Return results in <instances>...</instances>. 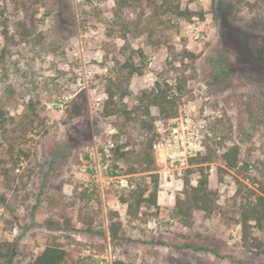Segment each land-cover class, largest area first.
<instances>
[{"label": "rangeland", "instance_id": "obj_1", "mask_svg": "<svg viewBox=\"0 0 264 264\" xmlns=\"http://www.w3.org/2000/svg\"><path fill=\"white\" fill-rule=\"evenodd\" d=\"M155 88L176 101L174 117L190 109L222 140H204L170 200L159 201L153 147L155 205L130 219L129 178L105 176L101 149L122 126L113 111ZM0 110V160L10 145L21 156L0 168V261L14 247L12 264H33L54 245L79 264H264L240 222L264 193V0H0ZM234 146L242 162L228 170ZM203 176L213 212L183 216ZM253 235L264 240V224Z\"/></svg>", "mask_w": 264, "mask_h": 264}, {"label": "trees", "instance_id": "obj_2", "mask_svg": "<svg viewBox=\"0 0 264 264\" xmlns=\"http://www.w3.org/2000/svg\"><path fill=\"white\" fill-rule=\"evenodd\" d=\"M153 8L156 5L153 4ZM114 92H110L109 104H113ZM138 103L127 107L126 109H116L113 115L122 120L121 127H118L117 133L106 136L104 146H109L108 151L101 149L103 152V161L107 165L105 176L108 179L118 178L120 176H128L129 187L122 192L120 201L127 205V215L130 219H138L140 209L145 206L151 208L155 205L156 188H155V162L150 151L153 149L157 141L155 132V121L162 119L167 120L177 114L176 101L168 99L167 91L164 88L153 89L143 92L138 99ZM107 105V107H108ZM158 107L157 115L153 114V108ZM125 118V121H123ZM6 118L4 112L0 110V125L4 124ZM126 123H136L138 134L133 135L127 131ZM14 146L10 145L7 150L9 157L8 163L0 160V168L4 164L18 166L20 157L12 154ZM23 155V152H21ZM138 157V161H134L133 157ZM223 165L228 170H236L242 162L240 149L236 146L228 149L222 156ZM207 159L203 158L202 163H206ZM7 171H4L5 174ZM207 176H203L197 182L196 186L190 185L185 192L183 202H180L179 212L183 216L191 217L192 211L196 210L207 216L211 214L214 203L213 192L207 187ZM88 192L90 190L88 189ZM86 191V197L94 195L95 188L91 193ZM148 194V197H146ZM179 204V203H178ZM187 206V208H185ZM178 215V214H177ZM240 222L242 226V238L246 246L264 253V240L258 239L253 235L255 227L262 228L264 224V193L256 195L254 203L245 205L241 210ZM184 218L182 217V220ZM111 238L117 239L118 231L115 228L110 230ZM16 256V248L13 247L11 255L3 256L4 260L0 264H12L13 258ZM68 253L61 246H48L34 260L33 264H79V262L68 263ZM93 264H99L93 258L90 259Z\"/></svg>", "mask_w": 264, "mask_h": 264}, {"label": "built area", "instance_id": "obj_3", "mask_svg": "<svg viewBox=\"0 0 264 264\" xmlns=\"http://www.w3.org/2000/svg\"><path fill=\"white\" fill-rule=\"evenodd\" d=\"M54 106L58 108L60 105ZM192 112L186 108L178 117L155 121L157 141L153 147L162 160V169L158 172L159 201L162 195L170 200L181 190L184 171L190 167L189 161L206 150L205 139L221 143V137H214L204 121L194 120ZM103 148L107 152L109 146ZM96 184L97 176H94L88 185L90 192L96 188ZM120 186L125 188L127 182L121 180Z\"/></svg>", "mask_w": 264, "mask_h": 264}]
</instances>
